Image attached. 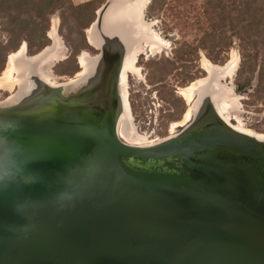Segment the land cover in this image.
<instances>
[{
  "label": "water",
  "instance_id": "water-1",
  "mask_svg": "<svg viewBox=\"0 0 264 264\" xmlns=\"http://www.w3.org/2000/svg\"><path fill=\"white\" fill-rule=\"evenodd\" d=\"M112 4L88 26L96 45L84 30L97 53L82 76L52 86L28 64L27 90L0 102V264H264V140L217 115L211 69L188 124L122 141L133 40L102 29Z\"/></svg>",
  "mask_w": 264,
  "mask_h": 264
},
{
  "label": "rangeland",
  "instance_id": "rangeland-1",
  "mask_svg": "<svg viewBox=\"0 0 264 264\" xmlns=\"http://www.w3.org/2000/svg\"><path fill=\"white\" fill-rule=\"evenodd\" d=\"M82 1L64 0L54 10H51L53 3L46 6V10L51 12L46 16L48 22L45 24L47 26L45 29L47 43L45 46L53 44L49 32L54 28L64 47V59L50 67L57 82L67 80L75 73L80 72L81 69L77 64L75 73H65V71H71L76 66L77 59L74 58V54L79 56L81 52H87L83 48L84 29L88 28L95 18V10L107 0H93L88 7L79 10L77 5ZM38 2L39 0H26L16 4L6 0L5 12H0V45L3 47L0 50V75L5 69L8 54L17 50L21 45H24V49L26 46L27 50V40L31 36L27 30H22L18 42L6 44L7 34L5 30L14 24H20V29H23L38 23L40 18L34 14ZM185 3L186 0H165V4L155 11L147 12L148 4L144 9L145 19L155 22L152 29L157 31L163 42L158 46L157 51L140 54L136 60L139 72L137 74L129 73L127 76L128 104L134 129L147 141L152 142L150 144L174 135L192 120L194 114L184 124L176 126L177 128H172V123L181 122L189 107L193 108V113L197 108L196 96L187 103L179 95L178 90L206 75L201 67L204 59L211 64L224 66L234 55L236 57L235 71L231 77L224 81L229 83V87L238 97V112H232L231 116H233L230 122L254 133L264 134V94L260 92L258 87L260 68L259 65H247L248 67L243 66L240 69V53L235 41L232 42L222 63L212 61L210 56L201 50H198L196 54L191 51L183 55L177 53L178 59L176 60L173 50L180 45V42H192L194 39L193 32L183 34L181 37L178 34L182 33L180 26L184 19ZM78 12H83V16L78 18ZM174 38L175 41H173ZM15 45L17 48L11 49ZM74 48L76 53L72 51ZM15 74L14 72L13 76H16ZM17 87L18 85H14L10 89L0 88V102L14 94ZM7 99L9 101L11 98L8 97Z\"/></svg>",
  "mask_w": 264,
  "mask_h": 264
},
{
  "label": "bare ground",
  "instance_id": "bare-ground-1",
  "mask_svg": "<svg viewBox=\"0 0 264 264\" xmlns=\"http://www.w3.org/2000/svg\"><path fill=\"white\" fill-rule=\"evenodd\" d=\"M147 4L148 0H113V4L108 7L102 19V27L105 32L111 30L117 31L122 42L124 41L126 44L128 41L131 43L133 40V43L123 56L121 64L119 87L123 101V109L118 118L116 130L118 137L122 141L136 146H146L150 145L152 142L147 141L144 136L140 135L131 123V111L128 104L127 76L129 73L137 74L139 72L136 60L140 54L157 51L158 46L163 42L157 31L152 29L155 22L147 21L144 17V9ZM86 34L91 43L96 45L97 42L94 38L93 28L87 30ZM49 36L53 40V44L46 47L43 51L33 57H25L24 45H21L17 50L8 54L5 69L0 75V88L10 89L14 85H20L19 92H25L29 83L26 84L25 81L21 84V78L27 74L28 68L26 65L28 64L36 65L34 71L40 79L49 85H56L57 79H55L53 76L54 74L51 73L50 67L64 59V47L55 33L54 28L50 30ZM90 62L91 60L89 59L84 72L90 66ZM78 63L82 70L86 64L85 52L79 54ZM201 67L205 71L214 69L219 73L213 80V83L211 84L212 90L210 91L217 115L236 131L264 140V134L254 133L250 130L243 129L238 125H233L230 122L233 116H231L232 112H238V97L229 87V83H225L224 81L233 75L236 68V57L232 55L231 60H229L224 66L211 64L204 59L201 63ZM14 72L16 73V76H13ZM79 75H81V72L76 74V76ZM205 80L206 77H201L190 82L187 86L178 90L179 95L182 96L187 103L196 96V93L198 97L202 96V91L205 87ZM192 114H194L193 108L189 107L186 110L182 121L173 122L171 125L172 128L184 124L190 119ZM240 123L242 124V122Z\"/></svg>",
  "mask_w": 264,
  "mask_h": 264
},
{
  "label": "trees",
  "instance_id": "trees-1",
  "mask_svg": "<svg viewBox=\"0 0 264 264\" xmlns=\"http://www.w3.org/2000/svg\"><path fill=\"white\" fill-rule=\"evenodd\" d=\"M7 1L19 4L26 0ZM63 1L39 0L34 11V14L40 18L38 23L23 29H20V24L12 25L5 30L7 34L6 44L18 42L21 31L27 30L31 35L27 40L28 54L41 50L47 43L45 39L47 27L45 24L48 22L46 16L51 12L46 10V6L53 3L51 10H54ZM92 1L87 0L79 3L77 8L79 10L85 9ZM5 2L6 0H0V12H5ZM164 4L165 0H150L147 5V12L155 11ZM185 4L184 19L180 26L182 33L178 34L181 37L183 34L193 32L194 39L192 42H180V45L173 50L176 60L178 59L177 53L183 55L191 51L196 54L198 50H201L209 55L212 61L222 63L232 42L235 41L240 53V69L243 66L248 67L247 65H259L260 82L258 87L260 92L264 94V0H186ZM82 16L83 12L77 13L78 18ZM175 38L173 41L176 40ZM83 40V48H86V38ZM2 48L0 45V50ZM16 48L15 45L11 49L15 50ZM72 51L76 53L75 48ZM75 55L73 56L76 59ZM76 68L77 62L71 71H65V73L72 74Z\"/></svg>",
  "mask_w": 264,
  "mask_h": 264
},
{
  "label": "flooded vegetation",
  "instance_id": "flooded-vegetation-1",
  "mask_svg": "<svg viewBox=\"0 0 264 264\" xmlns=\"http://www.w3.org/2000/svg\"><path fill=\"white\" fill-rule=\"evenodd\" d=\"M92 29V28H91ZM102 29H103V27H102ZM112 29V28H111ZM110 29V30H111ZM85 30V29H84ZM87 30H90V28H87ZM86 30V31H87ZM111 31H113V30H111ZM95 45V44H94ZM86 50H87V52H85V54H86V64H85V67L82 69V70H80V72H81V75L80 76H82L83 75V72H84V70L86 69V66L88 65V60L90 59V57H89V55L88 54H90V55H95L96 53H97V50L95 49V48H93V47H91L90 45H88L87 44V47L85 48ZM78 56V55H77ZM67 58V57H66ZM77 64L79 65V63H78V57H77ZM80 66V65H79ZM80 68V67H79ZM75 73V72H74ZM20 86V85H19ZM18 86V87H19Z\"/></svg>",
  "mask_w": 264,
  "mask_h": 264
},
{
  "label": "crops",
  "instance_id": "crops-1",
  "mask_svg": "<svg viewBox=\"0 0 264 264\" xmlns=\"http://www.w3.org/2000/svg\"><path fill=\"white\" fill-rule=\"evenodd\" d=\"M84 1H87V0H83L82 2H84ZM82 2H80V3H82Z\"/></svg>",
  "mask_w": 264,
  "mask_h": 264
}]
</instances>
